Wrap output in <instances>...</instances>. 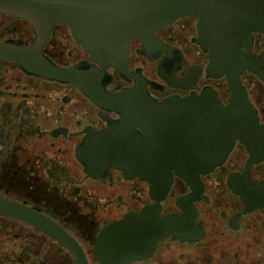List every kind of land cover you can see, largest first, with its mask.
<instances>
[{"label":"flooded vegetation","instance_id":"flooded-vegetation-1","mask_svg":"<svg viewBox=\"0 0 264 264\" xmlns=\"http://www.w3.org/2000/svg\"><path fill=\"white\" fill-rule=\"evenodd\" d=\"M197 21L182 15L154 30L152 40L131 36L124 70L107 68L106 89L117 92L140 81L157 100L211 89L226 103L227 82L207 71L208 53L196 41ZM5 40L30 45L36 36L28 19L0 13V41ZM42 52L59 65L92 62L63 22L52 24ZM263 52L264 32L255 31L251 54L260 58ZM241 80L264 122V80L249 70ZM111 123L133 133V119L98 106L73 83L26 73L16 61L0 58V197L58 222L80 243L88 264H100L95 244L105 225L129 212L138 215L155 202L159 216L184 214L190 206L198 232L190 237L170 232L157 240L150 254L125 264H264V205L245 210L227 184L229 174L243 170L248 156L243 144L237 140L222 164L200 174L197 195L178 205V198L192 192L178 175L156 201L148 181L131 173L126 176L121 168L109 165L99 176L88 174L77 148L91 130L107 129ZM247 177L252 183L264 178V159L251 166ZM56 244L65 247L75 264L61 241L0 213V264H50L49 249ZM59 260L67 264L64 258Z\"/></svg>","mask_w":264,"mask_h":264},{"label":"water","instance_id":"water-1","mask_svg":"<svg viewBox=\"0 0 264 264\" xmlns=\"http://www.w3.org/2000/svg\"><path fill=\"white\" fill-rule=\"evenodd\" d=\"M0 13L24 17L35 32L34 44L0 41V58L14 60L29 74L71 82L100 107L133 119V133L118 123L91 130L77 156L89 175H101L107 166L123 169L150 184V195L163 198L174 175L183 178L192 192L177 199L191 201L201 185L200 174L223 163L238 140L248 156L241 172L227 177L245 210L264 205V178L252 183L247 175L264 159V122L242 83L245 70L264 80V52L251 54L253 32H264V0H0ZM182 15L197 17L196 41L208 53L207 71L224 76L230 95L223 103L217 93L149 96L143 83L117 92L106 89L113 66L124 70L131 36L153 39V31ZM54 22H63L92 62L59 65L42 52ZM131 173V174H129ZM157 203L138 215L127 213L105 225L98 234L95 254L100 264H125L153 251L159 238L170 232L190 237L197 228L192 208L184 214L159 216ZM0 213L23 220L72 252L75 264H88L77 239L58 222L27 205L0 197Z\"/></svg>","mask_w":264,"mask_h":264},{"label":"rangeland","instance_id":"rangeland-1","mask_svg":"<svg viewBox=\"0 0 264 264\" xmlns=\"http://www.w3.org/2000/svg\"><path fill=\"white\" fill-rule=\"evenodd\" d=\"M57 247H51L49 250V253L51 254V257L49 258L50 264L53 262L54 264H64L60 263L59 258H64L67 261V264H74L73 261L71 260L70 254L68 251H66L65 247H62L59 244H56ZM59 247V248H58ZM90 248V247H89ZM55 251L57 253V256L55 254ZM54 253V255L52 254ZM50 256V255H49ZM52 258V259H51Z\"/></svg>","mask_w":264,"mask_h":264}]
</instances>
